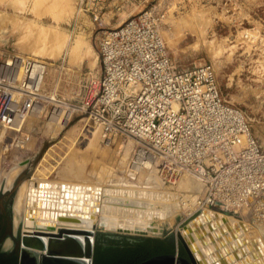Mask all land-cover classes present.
<instances>
[{"label": "rangeland", "instance_id": "rangeland-1", "mask_svg": "<svg viewBox=\"0 0 264 264\" xmlns=\"http://www.w3.org/2000/svg\"><path fill=\"white\" fill-rule=\"evenodd\" d=\"M43 1L0 0V50L48 63L44 77L37 82L42 87L41 97H47L48 102L27 116L21 126L0 128V177L7 168L28 160L37 163L26 180L45 177L50 181H81L99 187L102 184L105 189L133 184L132 188L138 190L150 189L156 183L154 187L158 185V189L162 184L164 189L175 192L178 180L164 183L155 164L144 161L145 167L130 162L135 147L132 139L103 138L100 127L86 113L70 114L66 109L81 105L96 90L102 76L97 50L102 32L143 14L148 16L147 21H156L177 67L211 65L221 97L243 113L257 144L264 149V0ZM187 182L185 193H178L184 204L172 226L163 227L158 234H147L146 238L164 239L179 231V224L188 217L186 211L194 209L195 196L201 191L200 184L190 178ZM213 210L231 215L220 208ZM241 219L251 225L250 232L264 240L259 227L246 216ZM96 228L94 234H117ZM129 236L139 237L133 233Z\"/></svg>", "mask_w": 264, "mask_h": 264}, {"label": "built area", "instance_id": "built-area-1", "mask_svg": "<svg viewBox=\"0 0 264 264\" xmlns=\"http://www.w3.org/2000/svg\"><path fill=\"white\" fill-rule=\"evenodd\" d=\"M147 17L102 32L96 90L66 109L86 113L103 138L132 139L131 162L155 164L164 183L186 175L200 184L196 212L220 208L248 217L264 232V149L243 113L221 97L211 65L177 67L156 21ZM4 53L0 50L3 129L21 126L48 102L37 84L48 63Z\"/></svg>", "mask_w": 264, "mask_h": 264}, {"label": "bare ground", "instance_id": "bare-ground-1", "mask_svg": "<svg viewBox=\"0 0 264 264\" xmlns=\"http://www.w3.org/2000/svg\"><path fill=\"white\" fill-rule=\"evenodd\" d=\"M53 2L55 4L57 0ZM125 154L123 156L127 158V153ZM131 165L130 167L133 166ZM144 166H147V162H144ZM137 168L139 171L142 169ZM148 175L147 172V179L150 180ZM152 175L155 176L154 173ZM102 178L105 177L102 175ZM26 181L21 234L35 238L43 245L42 250L35 248L31 250L38 254H49L50 250L47 248L49 245L74 240L78 243L80 253L68 256L82 264H89L86 251L92 244L96 227L112 232L133 234L135 232L158 234L162 232L163 227L170 228L184 204L181 205L178 193L181 191L185 193L183 189L189 186L186 185L188 177L185 176L180 177L174 184L175 192L164 189L162 184L158 189V185L157 188L154 187L156 183L150 189L138 190L132 188L133 184L125 188H115L117 186L113 185L112 189H105L103 186V189L102 184L99 187L96 183L81 181H50L45 177ZM102 181L104 183V179ZM152 183H154L153 180ZM186 212L188 217L179 224L178 233L194 260H197L199 264H264V240L255 234L256 232L249 231L251 225L248 226L245 220L210 209L197 212L194 209H188ZM253 230L257 231L255 228Z\"/></svg>", "mask_w": 264, "mask_h": 264}, {"label": "water", "instance_id": "water-1", "mask_svg": "<svg viewBox=\"0 0 264 264\" xmlns=\"http://www.w3.org/2000/svg\"><path fill=\"white\" fill-rule=\"evenodd\" d=\"M37 162L33 161H24L12 167H9L0 177V207L4 206L10 212V225L11 232L10 236L13 237L15 233L19 237L20 244V256L18 264H82L79 261L73 259L70 256L77 255L80 253L78 243L74 240H68L65 242H58L55 245H49L47 248L50 250V253H35L31 248L42 250L41 241L33 237H25L21 234V222H22V212H23V202H24V192H25V182L26 178H31V171L36 165ZM1 210V209H0ZM3 210V207H2ZM2 212V211H1ZM3 222V219L0 218V223ZM112 232V231H111ZM104 233V232H95L93 236L92 244L87 248L86 255L89 259V264L92 263L93 256V243L96 236H114L116 237L115 241L122 240L123 238L129 241H142L146 239L147 234L141 232H135L137 236H129L128 232H113ZM126 234V235H120ZM28 238V239H27ZM150 238V237H148ZM165 238H171L175 242V252L172 254H160L152 256L142 262L137 264H199L198 261L194 260L187 246L185 245L180 234L177 232L174 235L171 233ZM9 238L4 240L2 248L5 251H9L11 244H9ZM7 242V243H6ZM178 242V246H177ZM115 245L114 242L110 243ZM26 246V247H24ZM28 247V248H27ZM178 247L182 248L185 256L178 254ZM30 248V249H29Z\"/></svg>", "mask_w": 264, "mask_h": 264}, {"label": "trees", "instance_id": "trees-1", "mask_svg": "<svg viewBox=\"0 0 264 264\" xmlns=\"http://www.w3.org/2000/svg\"><path fill=\"white\" fill-rule=\"evenodd\" d=\"M2 230L3 226L0 225V235ZM105 238L104 235L96 236L91 264H137L155 255L175 252V244L171 238H146L139 242L123 238L118 241L117 246L103 247L101 242ZM180 251L181 248L178 247V253ZM0 264H17V259L14 256L0 255Z\"/></svg>", "mask_w": 264, "mask_h": 264}, {"label": "flooded vegetation", "instance_id": "flooded-vegetation-1", "mask_svg": "<svg viewBox=\"0 0 264 264\" xmlns=\"http://www.w3.org/2000/svg\"><path fill=\"white\" fill-rule=\"evenodd\" d=\"M4 206H6V205H4ZM4 206L1 205V207H0V209H1L0 215H2L1 219H3V222L0 224L1 226H3V230H2V233L0 235V255L7 256V257H13V256L16 257L17 264H18L19 256H20V249H21L20 244H19L20 234L17 235L15 233V235L13 237L10 236V232H11L10 212L8 209H6L8 207V205L6 208ZM2 207H3V210H2ZM8 238H9V240H8L9 244H11V246H10L9 251H5L2 248V245L4 243V240L8 239ZM115 239H116V237L107 235L106 238L102 240L101 244L103 245V247L117 246L118 241L116 242ZM111 242H114L115 245H111L110 244ZM93 247H94V245H93ZM178 254L181 256H185V253H184L182 248H181L180 253H178Z\"/></svg>", "mask_w": 264, "mask_h": 264}]
</instances>
